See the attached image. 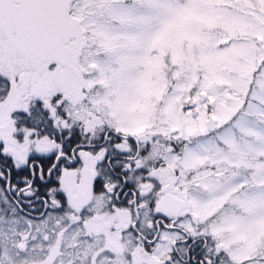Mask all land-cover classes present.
Wrapping results in <instances>:
<instances>
[{
	"label": "snow or ice",
	"instance_id": "1",
	"mask_svg": "<svg viewBox=\"0 0 264 264\" xmlns=\"http://www.w3.org/2000/svg\"><path fill=\"white\" fill-rule=\"evenodd\" d=\"M0 264H264V0H0Z\"/></svg>",
	"mask_w": 264,
	"mask_h": 264
}]
</instances>
